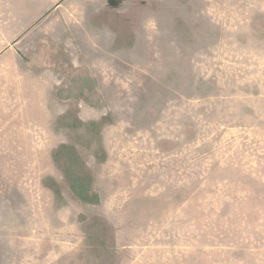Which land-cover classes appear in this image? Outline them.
Here are the masks:
<instances>
[{
	"label": "rangeland",
	"instance_id": "374dc122",
	"mask_svg": "<svg viewBox=\"0 0 264 264\" xmlns=\"http://www.w3.org/2000/svg\"><path fill=\"white\" fill-rule=\"evenodd\" d=\"M43 1L0 0V264H264V0Z\"/></svg>",
	"mask_w": 264,
	"mask_h": 264
},
{
	"label": "crops",
	"instance_id": "0c3cea01",
	"mask_svg": "<svg viewBox=\"0 0 264 264\" xmlns=\"http://www.w3.org/2000/svg\"><path fill=\"white\" fill-rule=\"evenodd\" d=\"M93 0H44L43 3L50 5L48 8H54L55 12L58 14L69 15L70 19L73 20H89L90 16H98L103 2L100 6L93 10ZM65 5L66 10H62ZM52 8V9H53ZM46 9V8H45ZM52 12V11H51Z\"/></svg>",
	"mask_w": 264,
	"mask_h": 264
}]
</instances>
